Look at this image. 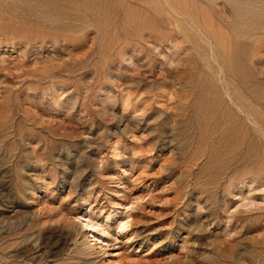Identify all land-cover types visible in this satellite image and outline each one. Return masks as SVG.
<instances>
[{"label": "rangeland", "instance_id": "1", "mask_svg": "<svg viewBox=\"0 0 264 264\" xmlns=\"http://www.w3.org/2000/svg\"><path fill=\"white\" fill-rule=\"evenodd\" d=\"M0 264H264V0H0Z\"/></svg>", "mask_w": 264, "mask_h": 264}]
</instances>
